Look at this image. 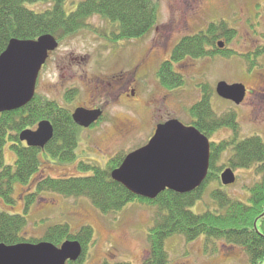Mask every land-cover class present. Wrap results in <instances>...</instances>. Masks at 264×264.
Here are the masks:
<instances>
[{
  "label": "rangeland",
  "instance_id": "1",
  "mask_svg": "<svg viewBox=\"0 0 264 264\" xmlns=\"http://www.w3.org/2000/svg\"><path fill=\"white\" fill-rule=\"evenodd\" d=\"M83 0H66L68 14L76 11ZM204 4L206 22L196 28L192 20L189 26L181 25L184 13L190 5ZM160 11L154 29L138 40L119 41L113 44L111 26L100 17L90 18L87 27L64 38L59 48L44 66L36 92L40 97L57 102L62 108L76 111L86 107L94 93L98 80L106 81L114 76L126 80L121 93L108 88L105 92L104 119L99 126L82 129L73 162H63L41 151L39 158L43 174L66 178L88 176L90 172L79 168L81 162L107 168L109 162L144 147L156 126L171 118L190 125V109L202 99V89L211 94L210 103L217 117L235 113L239 139L258 136L264 141V55L249 58L264 43V0H159ZM184 6L186 8H184ZM36 12L50 9L46 3L29 4ZM184 8V9H183ZM189 9V8H188ZM225 22L235 30V37L225 43L233 55L218 56L212 62L194 61L195 66L178 67L185 84L177 89L161 85L157 78L160 65L171 58L177 43L185 36L205 30L211 24ZM108 33V34H107ZM223 41L224 39H220ZM176 64V63H175ZM133 80L128 83V80ZM220 82L243 83L249 90L245 102L236 106L216 93ZM92 88V89H91ZM135 88V95L132 90ZM77 89L74 101L67 100L68 90ZM214 90V92H213ZM252 90L262 92L258 96ZM37 127V126H36ZM232 130L224 128L216 132L211 141L219 143L229 139ZM5 162L14 166L16 155L8 142ZM229 152L215 163L216 177L211 180L191 210L196 214L219 211V203L213 197L217 189L223 190L231 199L250 203V188L260 181L255 168L234 170L236 183L223 186L220 175L229 167ZM34 179L29 185L14 183V206L0 200V210L25 215L28 226L24 236L42 239L50 227L67 224L72 232L89 226L93 240L87 246L83 264L111 263L143 264L149 254L148 234L153 226L157 208L139 202L127 204L121 211L110 214L99 212L86 197L68 198L57 193L44 192L26 212L24 195L34 190ZM168 264H247L248 256L241 247L201 236L188 242L182 234H175L165 241Z\"/></svg>",
  "mask_w": 264,
  "mask_h": 264
},
{
  "label": "trees",
  "instance_id": "2",
  "mask_svg": "<svg viewBox=\"0 0 264 264\" xmlns=\"http://www.w3.org/2000/svg\"><path fill=\"white\" fill-rule=\"evenodd\" d=\"M66 0H0V55L13 39L36 40L51 34L59 42L87 27L90 18L100 17L111 26L112 43L138 40L148 35L158 22L159 0H83L76 11L68 14ZM46 3L51 7L36 12L29 4ZM225 22L211 24L207 30L196 35L183 37L172 51L171 59L163 62L157 78L161 85L177 89L184 85L185 78L178 73L174 63L187 57L202 60L216 55H233L232 50H219L216 41L235 37V30L227 29ZM210 48H215L213 51ZM264 55V44L249 58ZM67 100L74 101L77 89L68 90ZM70 101V102H71ZM192 124L207 136H213L221 129L229 128L233 135L227 140L213 144L212 172L200 189L189 194H178L170 190L161 193L155 200H148L130 193L121 184L112 179V172L120 167L125 156L112 159L107 168L96 164H79L88 176L57 178L43 174L39 154L41 151L63 162L76 159L78 135L81 130L75 123L72 112L62 108L57 102L36 95L26 107L0 114V200L7 206H14V183L29 185L34 179V190L24 195L27 198L26 212L44 192H52L64 197L88 198L94 207L103 214L121 211L131 202L157 208L154 223L148 234L149 254L143 264H168L165 241L182 234L188 242H194L201 236L226 242L229 246L241 247L248 256L247 264H264V141L258 136L240 140L236 114L231 112L217 117L212 110L210 94L205 93L199 103L190 111ZM49 120L54 127V139L44 148L28 147L21 142L20 134L36 129L42 120ZM11 142L16 155L14 166L5 162V147ZM229 152V167L237 169L255 168L260 181L251 188L250 203L231 199L223 190H215L213 197L219 203V211L194 213L191 208L202 198L206 185L214 180L215 163ZM32 204V205H31ZM28 226L25 215L11 214L0 210V245L13 246L20 243L50 242L61 246L66 240L81 243L84 255L77 262L83 264L88 245L93 240V229L89 226L72 232L69 225H56L47 229L42 239H28L24 231ZM102 264H130L111 263Z\"/></svg>",
  "mask_w": 264,
  "mask_h": 264
},
{
  "label": "water",
  "instance_id": "3",
  "mask_svg": "<svg viewBox=\"0 0 264 264\" xmlns=\"http://www.w3.org/2000/svg\"><path fill=\"white\" fill-rule=\"evenodd\" d=\"M223 48V43H218ZM59 48L55 36L46 34L36 40L10 41L0 55V114L20 110L36 96L43 66L50 54ZM219 97L236 105L243 103L246 88L242 84L220 82ZM101 110L78 108L73 119L82 128L100 120ZM54 139V127L43 120L36 130L20 134L28 147L44 149ZM211 144L195 127H187L176 119L157 126L149 143L126 156L121 166L112 172V179L135 196L155 200L166 190L189 194L200 189L210 170ZM221 183H236L233 169L221 174ZM83 255L78 241H65L60 247L50 242L0 245V264H67L77 262Z\"/></svg>",
  "mask_w": 264,
  "mask_h": 264
},
{
  "label": "flooded vegetation",
  "instance_id": "4",
  "mask_svg": "<svg viewBox=\"0 0 264 264\" xmlns=\"http://www.w3.org/2000/svg\"><path fill=\"white\" fill-rule=\"evenodd\" d=\"M184 8H186V7L184 6ZM206 14L207 13H205V11H204V4H202V2H197L196 5L193 8H191L190 5L187 7V11L182 16L183 20L181 22H179V23L181 25L189 26V21L192 20V22H194V24L197 23L196 24L197 27H195V29H193L195 31V30H197L196 28H199V27H201V26H203L205 24V22H206L205 18H207ZM221 39H224V43H226V44H227V42H229L227 38H221ZM210 49H212L213 51L216 50L215 48H210ZM222 50L226 51L228 49L225 47ZM171 55H172V53H171ZM212 59H214V58L210 56V57H207L206 59H203V60L212 62L211 61ZM194 61H195L194 59H192L190 57H187L184 60H182L181 62H178L176 64L174 63V67L177 70L178 67L185 68L187 66H195ZM128 81H129L128 83H130L131 81L133 82L132 79L128 80ZM96 82L97 83L94 84V86L92 87L95 94H93L91 96V100L88 103V106H86V107L83 106L81 108H84V109H87V110H101L103 112V116H104V112H105L104 108L105 107H104L103 99L105 100V97H104L105 96V92H108V88H110L112 91H117L116 92L117 94L121 93L122 92L121 89L124 87V84L126 83V80H124V79H122L120 77L114 76V77H112V78H110V79H108L106 81L98 80ZM263 83H264V79H263ZM260 91H264V86H263V88L260 87ZM260 91L252 90L251 94L254 95V96H258L259 93L262 94V92H260ZM203 92H204V95H205V93H207L206 87L203 88ZM132 93H133V95H135V88H133ZM249 93L250 92H249V90L247 88V96L249 95ZM202 96H203V93H202ZM99 125H100V123L98 125L97 124L94 125L93 127L99 126ZM212 151L213 150H212V146H211V154H212ZM210 164H211V162H210Z\"/></svg>",
  "mask_w": 264,
  "mask_h": 264
}]
</instances>
